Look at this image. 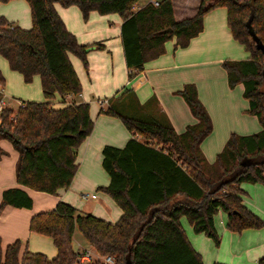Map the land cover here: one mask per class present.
Returning <instances> with one entry per match:
<instances>
[{"label":"trees","instance_id":"trees-1","mask_svg":"<svg viewBox=\"0 0 264 264\" xmlns=\"http://www.w3.org/2000/svg\"><path fill=\"white\" fill-rule=\"evenodd\" d=\"M25 1L31 27L22 28L0 15V56L25 83L39 76L43 100L20 101L16 108L6 105L0 111V140L9 141L17 151L15 180L19 185L2 191L0 213L6 205L31 207L32 198L22 186L48 194L67 188L78 166L77 148L93 128L89 103L64 101L66 96L81 92L68 54L86 66L87 50L103 44L79 43L55 3L77 6L84 20L90 11L117 13L122 18L120 36L128 79L141 71L145 62L162 54L166 41L174 38L175 49L187 46L202 31L203 15L214 7H225L230 33L248 57L226 59L221 66L229 87L243 85L247 111L257 117L260 129L250 134L231 132L209 161L201 143L211 133L212 121L193 83L176 91L195 119L179 133L170 124L121 114L112 107L100 109L119 116L131 134L122 147L106 145L101 150V165L109 182L99 188L120 207L119 218L109 222L58 201L53 209L34 213L28 223L31 232L51 238L55 255L47 257L26 248L20 253L19 239L4 248L0 239V264H73L75 230L94 251L112 255V264H204L188 240L181 218L193 232L216 245L220 233L215 216L219 212L231 232L264 226V220L243 203L241 188L243 183L264 185V56L250 34L264 45V0H207L208 4L200 0L193 15L179 20L174 17L171 0H157V5L148 1L138 9V0ZM4 85L0 70V86ZM56 96L59 105L54 104ZM3 154L0 147V156ZM257 264H264V256Z\"/></svg>","mask_w":264,"mask_h":264},{"label":"crops","instance_id":"crops-1","mask_svg":"<svg viewBox=\"0 0 264 264\" xmlns=\"http://www.w3.org/2000/svg\"><path fill=\"white\" fill-rule=\"evenodd\" d=\"M148 1L136 3L135 8H140ZM171 1L174 17L177 20L193 15L200 2L198 0L196 4L191 5V0ZM208 3L209 1L206 2ZM54 7L67 29L76 36L79 43L91 45L100 42L103 47L93 46L87 50L86 66L78 57L68 54L79 78L81 92L78 100L68 101L70 98L68 95L64 101L89 103V114L93 120L90 134L77 148L78 166L71 183L67 188L58 190L57 194L40 196L39 206L32 209V212L25 210L27 208L6 205L0 213V239L1 245L4 241L3 248L8 243L19 239L20 253L26 248L32 252H41L47 257H53L56 252L51 238L31 232L28 228L29 219L35 211L51 210L58 201H64L80 209L83 204L78 199L80 197L85 200L87 198L96 200L87 204L81 210L82 212L93 214L109 222L116 221L121 214V209L115 201L99 188L109 182L108 175L101 171L99 165H101V150L104 146L122 147L131 134L119 116L102 113L100 109L112 107L121 114L170 124L179 133L195 119L184 99L176 91L185 83H193L212 121L211 133L201 143V149L209 161L214 159L231 132L250 134L260 129L257 117L247 111L249 105L243 97V85L239 83L229 87L226 72L221 66L223 60H242L248 57V52L243 45L234 40L230 33L226 23L225 7H214L203 15L202 31L191 38L187 46L175 49L174 38L166 41L164 52L145 62L143 69L131 79L127 77L128 69L120 36L122 18L117 13L99 14L96 11H90L87 19L84 20L75 5L64 7L55 3ZM0 15L22 28L31 27L30 10L25 0H9L0 3ZM0 67H2L1 64ZM37 79L40 82L39 76ZM16 80H18L17 77ZM126 88L130 90L122 93ZM3 93L5 97L13 98L9 91H4V87ZM110 93L115 96L111 105H109L110 99L105 96ZM35 99L34 101H41L43 95ZM103 99L107 102L99 103ZM116 99L117 102H115ZM20 101L25 100L18 98V104ZM59 101V96H56L54 104L59 105ZM7 105L10 104L7 103ZM8 142L5 139L0 140V147L5 152L9 148ZM10 146L13 148L12 145ZM3 156L4 154L0 156V201L5 188L19 186L15 180L17 151L15 150L12 161H8L7 170L2 166V163H5ZM259 184H241L244 191L242 198L247 207L250 205L264 217V204L258 205L255 201L258 192L264 194V188ZM22 188L31 198L33 195L31 192L36 191L24 186ZM85 190L90 192L83 193ZM91 193L95 196L87 198L82 196ZM224 219L219 221L223 227L217 228L220 239L216 249H212V258L209 256V260H205V254L194 248L201 254L203 263L257 264V260L264 256V226L236 233L224 227ZM181 223L187 235L184 223L190 228L191 226L185 218H181ZM81 243L78 242L77 247L83 246ZM77 247L75 246L74 249L76 250Z\"/></svg>","mask_w":264,"mask_h":264},{"label":"rangeland","instance_id":"rangeland-1","mask_svg":"<svg viewBox=\"0 0 264 264\" xmlns=\"http://www.w3.org/2000/svg\"><path fill=\"white\" fill-rule=\"evenodd\" d=\"M144 1H146V0H138L137 3L141 4ZM197 1L198 0H191L190 3H191V5H194V4L197 3ZM206 2H207V0H205V3ZM75 9H76V11H78V9L76 7H75ZM0 64L2 66V67H0V70H1V72L3 74V77L5 78V85L3 86L4 87V91H6V92L9 91L12 94V96H13V98H11V99L9 97H5L6 102L8 101L7 103H9L10 105H12L13 107L16 108L18 106V102H17L18 98H21L23 100H36L35 98H37V96H41L42 97L40 82L37 79L38 75L37 76L36 75L33 76L32 80L29 83H25L24 81H22V78H21V76H20V74L18 72H15V71L11 70L8 67V64H7L6 60L2 56H0ZM16 77L18 78V80H16ZM105 94H107V93H105ZM69 96H70V98L68 99V101L78 100L80 98L79 94L69 95ZM105 96L108 99H110L109 105H111L113 100L115 99V96L112 95L111 93H110V95H105ZM101 98H103V97H101ZM117 101L118 100L116 99L115 102H117ZM94 102H96V99H94ZM8 143L9 144H7V146H9V148L6 150V152H5L4 156H3V159H4L5 163L4 164L2 163V166L5 168V170H7L8 161H12V157L15 154V150L10 146L11 145L10 142H8ZM99 167H100L101 171H103V173L105 175H107L106 172L104 171V169L101 167V165H99ZM259 185L263 186V188H264L263 184H259ZM84 192H90V191H86L85 190V191H83V193ZM31 194H33L32 195L33 206L31 205L30 208L25 209V210H28L30 212H32L31 211L32 209L38 208L39 201H40V196H42V195H50V194H47V193H44V192H37V191L31 192ZM255 197H256L255 201H256V203L258 205L260 203L264 204V194L262 192H258ZM78 199L80 201H82V203H83L82 207L80 209L76 208V211H78V212H82L81 210L84 209L87 204H91V203H93V201H96V200H93L91 198H87L85 200V199H81L79 197ZM248 207L251 208L253 210V212H256L254 210V208L251 207L250 205H248ZM40 210L43 211V209H40ZM36 212H38V211H35V213ZM258 215H260V214H258ZM224 218H225V216H224V214L222 212H219L215 216V223H216V227L217 228L222 229L223 225L219 221L223 220ZM261 218L264 220L263 216H261ZM184 225H186L187 237H188V240L190 241V243L192 244V246H194L193 248H196L197 250H200L201 253L203 252L202 254H205V260H209V256L212 258V255H213L212 254V249H216L217 245L214 244V242L210 238L204 236L203 234H199V236H198V234H195L192 231V229L186 223H184ZM200 237H202V238H200ZM73 238H74L73 239L74 247L75 246L77 247L78 242L79 243L82 242L81 244H83V246H85L86 248L90 249V247L87 246L84 243V240H83L81 234L77 230L74 231ZM3 242L4 241H2V245H3ZM90 250L93 251L92 249H90ZM207 264H209V263H207Z\"/></svg>","mask_w":264,"mask_h":264},{"label":"built area","instance_id":"built-area-1","mask_svg":"<svg viewBox=\"0 0 264 264\" xmlns=\"http://www.w3.org/2000/svg\"><path fill=\"white\" fill-rule=\"evenodd\" d=\"M149 2H151L153 5H157L158 1L157 0H149ZM107 102L106 99L100 100L99 103H105ZM7 105V102L5 100V94L3 93V87L0 86V111ZM84 198L87 197H94L95 194L91 193V194H84L82 195ZM92 249V248H90ZM88 248H85L81 245H79L76 249L77 251V255L75 258V261L73 264H84L86 262L92 261V260H100L103 262V264H112L113 263V256L112 255H100L98 252L94 251V249H92L93 251H91Z\"/></svg>","mask_w":264,"mask_h":264},{"label":"water","instance_id":"water-1","mask_svg":"<svg viewBox=\"0 0 264 264\" xmlns=\"http://www.w3.org/2000/svg\"><path fill=\"white\" fill-rule=\"evenodd\" d=\"M250 34H251V36L253 38V41L255 43V47L257 49H259L262 52L263 56H264V45L261 43L259 38L253 32H251Z\"/></svg>","mask_w":264,"mask_h":264}]
</instances>
